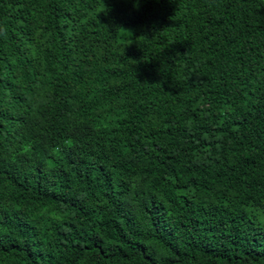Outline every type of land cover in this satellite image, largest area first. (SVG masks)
Segmentation results:
<instances>
[{"label":"trees","instance_id":"1","mask_svg":"<svg viewBox=\"0 0 264 264\" xmlns=\"http://www.w3.org/2000/svg\"><path fill=\"white\" fill-rule=\"evenodd\" d=\"M0 264H264V0H0Z\"/></svg>","mask_w":264,"mask_h":264}]
</instances>
